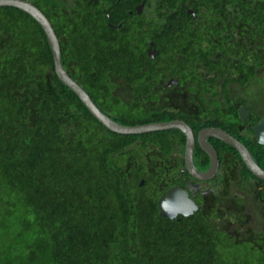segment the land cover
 <instances>
[{
	"label": "trees",
	"instance_id": "16d2710c",
	"mask_svg": "<svg viewBox=\"0 0 264 264\" xmlns=\"http://www.w3.org/2000/svg\"><path fill=\"white\" fill-rule=\"evenodd\" d=\"M60 54L65 64L74 52L67 44ZM77 65L67 72L96 103L105 79L86 60ZM156 134L106 128L58 78L39 23L0 6V264H264V238L235 244L231 177L222 219L205 208L180 220L159 214L160 195L177 181L145 152Z\"/></svg>",
	"mask_w": 264,
	"mask_h": 264
},
{
	"label": "flooded vegetation",
	"instance_id": "af4514ba",
	"mask_svg": "<svg viewBox=\"0 0 264 264\" xmlns=\"http://www.w3.org/2000/svg\"><path fill=\"white\" fill-rule=\"evenodd\" d=\"M33 3L46 4L59 44H70L74 52L70 60L62 56L65 70L77 72V62L86 60L87 69L105 79L96 103L108 115L143 121L138 124L181 122L188 129L156 130L155 144L145 149L156 170L188 189L196 210L205 208L209 220L223 218L216 212L230 200L219 196L223 180L231 177L235 244L264 238V231L253 230L264 225V180L219 136L223 131L238 140L264 169V0ZM189 140L198 171L210 166L207 147L216 155L212 174L191 173L185 159ZM244 165L255 177L247 176Z\"/></svg>",
	"mask_w": 264,
	"mask_h": 264
},
{
	"label": "water",
	"instance_id": "95a60500",
	"mask_svg": "<svg viewBox=\"0 0 264 264\" xmlns=\"http://www.w3.org/2000/svg\"><path fill=\"white\" fill-rule=\"evenodd\" d=\"M0 6H14L21 10H24L30 14L41 26L43 29L50 49L52 51L54 59V70L58 78L67 85L71 90L75 92L92 115L97 118L106 128L114 132L121 134H142L146 132H152L156 130L168 129L171 127H181L184 130H188L181 122H150L143 124H134V125H125L117 122L108 114L104 113L93 101L89 93L65 70L61 62L60 54V44L58 37L55 33V30L45 15V13L38 8L31 0H0ZM264 122V121H263ZM262 121L254 126L255 133L258 134L262 128ZM220 132V131H219ZM219 136L230 145L235 146V148L240 153L242 160L244 161L247 168L258 178L264 180V169L261 168L251 157L246 147L240 143L238 140L233 139L230 135L221 131ZM193 143L189 140L186 144V162L191 173L198 177L204 178L207 175L212 174L216 169L217 158L216 155L210 148H206L211 157V163L207 172L198 171L193 163L191 158V150ZM144 180L140 181V184L143 185ZM158 208L159 214L163 217L170 218L171 220H180L184 216H188L196 211L197 204L189 196V191L186 188H183L180 185H172L168 187L158 199Z\"/></svg>",
	"mask_w": 264,
	"mask_h": 264
}]
</instances>
